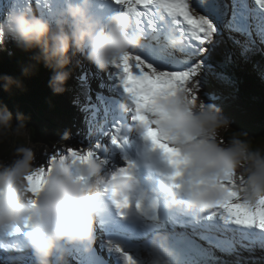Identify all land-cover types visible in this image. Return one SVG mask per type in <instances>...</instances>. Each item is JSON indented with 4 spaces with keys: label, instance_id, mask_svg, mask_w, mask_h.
I'll return each instance as SVG.
<instances>
[{
    "label": "clouds",
    "instance_id": "obj_1",
    "mask_svg": "<svg viewBox=\"0 0 264 264\" xmlns=\"http://www.w3.org/2000/svg\"><path fill=\"white\" fill-rule=\"evenodd\" d=\"M93 4L94 0H60L50 17L28 3L13 7L0 20V48L11 36L25 50L37 49L34 59L54 71L49 86L61 94L70 75L65 69L75 55H83L103 70L141 47L143 35L136 31L132 15L122 9L101 17ZM171 36L179 41L174 30ZM28 73L25 69L24 74ZM0 79L5 91L22 87L10 76ZM156 108L163 126L179 137L173 147L187 160L181 178L171 179L170 172L167 180L159 182L166 206L210 209L224 195L221 185L226 183V172L235 174L243 198L264 197V146L253 147L251 138L237 131L221 142L220 133L230 128V122L220 108L187 92L159 99ZM29 129L22 113H17L14 123L12 112L0 105V142L9 136H25ZM140 130L139 124L128 129ZM34 161L33 148L24 145L15 148L10 162L0 161V232L27 223L24 239L37 264H52L54 253L65 242L85 244L86 250L92 247L98 197L107 195L114 204L113 190L117 198L129 202H142L150 195L131 167L127 172H105V160L95 154L74 159L64 153L51 162L42 190L33 195L27 177L36 171ZM167 240L165 233L158 232L150 241L155 264H171L166 259L172 255Z\"/></svg>",
    "mask_w": 264,
    "mask_h": 264
},
{
    "label": "snow or ice",
    "instance_id": "obj_2",
    "mask_svg": "<svg viewBox=\"0 0 264 264\" xmlns=\"http://www.w3.org/2000/svg\"><path fill=\"white\" fill-rule=\"evenodd\" d=\"M114 3L134 17L135 29L143 35L141 46L146 51L167 54L177 63L176 67L169 68L153 62L147 55L132 52L124 54L112 64L118 70L120 86L132 101V119L143 129L144 138L151 141L152 148L162 151L172 170L170 178L177 180L181 178L187 160L173 147L179 142V137L163 126L156 108L157 101L180 92L199 97V82L194 77L200 72L202 63L198 61L189 69H183L178 64L185 49L203 53L206 51L205 45L212 42L218 27L210 16L223 21L224 31L241 47L242 54L259 50L260 45H264V0H195V5L193 0H114ZM173 30L179 36L178 42L172 40ZM110 138L112 144L119 146L120 129L114 126ZM99 148L100 143L97 142L95 149ZM63 153L74 159L93 154L100 158L93 149L67 147ZM59 154V151L51 154L46 166L40 164L27 177L33 195H38L42 190L51 162ZM120 171L127 172L128 167ZM224 179L226 183L221 185L224 195L210 208L206 219L219 218L225 227L239 233L242 236L239 247L244 251L264 250V197L254 200L243 198L242 190L236 186L234 173L226 172ZM177 187L182 185L177 184ZM112 199L119 210L130 207L127 198H117L114 190ZM136 207L142 210L139 202ZM27 227V223L13 225L0 234L6 237L23 234ZM108 244L110 250L123 256L125 264H136L133 257L119 245H112L110 241ZM0 252L23 253L24 249L16 244L4 243L0 244ZM26 259L25 255L0 256V260L19 264H24Z\"/></svg>",
    "mask_w": 264,
    "mask_h": 264
},
{
    "label": "trees",
    "instance_id": "obj_3",
    "mask_svg": "<svg viewBox=\"0 0 264 264\" xmlns=\"http://www.w3.org/2000/svg\"><path fill=\"white\" fill-rule=\"evenodd\" d=\"M209 18L215 21V18ZM249 53L242 54L241 49L220 36L208 55L214 68H207L205 73L212 75L208 78L211 81L208 87L218 96L215 105L222 110H233L230 113L234 125L223 134L222 141L227 142L237 131L246 133L253 147H260L264 146V57H254ZM37 54V49L25 50L11 36L5 38L4 46L0 48V78L10 76L22 84V87L13 86L11 91H5L0 79V105H6L12 112L14 123L17 113H22L26 126L30 128L24 142H18L17 136H9L0 142V161L9 162L14 148L19 145L33 147L50 142L60 148L64 144V138L57 129L60 121L76 124L81 118L78 107L72 106L75 101L71 92L69 97L65 94L69 89L67 81L64 85L66 91L55 94L49 86L54 71L37 62L34 59ZM25 69L29 70L28 75L24 74ZM65 70L73 78L80 74L79 67L73 63ZM13 143H16L14 148ZM234 253L237 254L236 251ZM198 254L201 264H264V258L226 262L211 260L206 252ZM237 255L242 259L241 251L238 250Z\"/></svg>",
    "mask_w": 264,
    "mask_h": 264
},
{
    "label": "rangeland",
    "instance_id": "obj_4",
    "mask_svg": "<svg viewBox=\"0 0 264 264\" xmlns=\"http://www.w3.org/2000/svg\"><path fill=\"white\" fill-rule=\"evenodd\" d=\"M0 1H1L0 2V11L3 10V8H4V11L0 12L2 15V19L4 18L5 14L10 9H12L13 7H20L24 3H28L30 6L36 7L41 12V14L45 15L46 17H50L51 12L54 11L55 8L60 6V0H19V1L18 0H11L12 3L10 2V4H9V0H6V2H2V0H0ZM33 1H36V2H34V4H33ZM102 1L104 3H106L107 6L109 5V3L115 5L114 0H108V1L102 0ZM193 3L195 5V0H193ZM110 9L111 8L108 7V9H105L104 11L109 12ZM94 12H96V11H94ZM214 39H217L216 34L213 37V40ZM241 39H243V38L241 37ZM208 47H209V43L205 45L206 51L208 50ZM206 51L203 53H193L191 51V49H185L184 53L182 54V58L178 64V66L183 68V69L191 68V66H192L191 64L184 65L186 63L187 58L189 57L188 60H191L194 62H198V61L201 62L202 57H205ZM143 54L147 55L153 62L158 63L162 66H166L169 68H171L172 65L177 66L176 61L173 60L171 57H169L167 54L150 52V51H146V50H144ZM72 59L74 60L75 58L73 57ZM93 65H94V63H93ZM89 68H90V66L88 67V70H89ZM113 74L115 76L114 70H113L112 75ZM105 76L108 78V74ZM211 76L212 75H207V74L201 75V70H200V72L194 77V80L199 82V89H200L199 90V98L208 104H210L209 102H211V100L214 98V92H211V90L208 89V84H209L208 82H211L210 79H208V78H210ZM84 82L88 83L87 81H84ZM91 82H92V84H96V82H94L93 80H91ZM97 88L99 89V83L97 84ZM91 89H92V87H91ZM65 91H66V89H65ZM93 93L96 94L95 91ZM93 93L90 95V97L93 100V108L95 109V111H94L95 114H94V116H92V118H94L96 120V125L92 126V127L89 126V128L79 129L78 127H75L71 122L60 121L59 130L63 134L68 133V139H66L67 143H66V147L64 148V150H66L67 147L81 148V149H93V150L98 152L99 157H103L106 159V157L102 156L106 152V151H104V148L109 149L108 147H110V146L106 147V145L109 144L108 140L110 139V136H111V133L113 131L115 124H116L117 128H119L121 131V127H118V126H120V123H119L120 121L117 122V119H119V116L116 118L117 114H115L112 111L113 108L111 107V103L114 102L115 96L109 95V93L107 92V89L105 90V93H106L105 94V98H106L105 103L108 104V108H107L105 106L106 104H100L98 102V100H100V99L97 96H96L97 98L93 97V95H94ZM65 94H66V96L70 95L68 93V91ZM77 96L79 97L80 95L77 94ZM81 98H83V96H81ZM85 99L87 100L88 98L86 97ZM119 106H121V105H119ZM73 107H75V106L73 105ZM122 107L124 108V110L126 109V106H122ZM114 110H117V107ZM126 110L127 111L126 112L124 111V112L127 113V116L129 117L131 115V113H129L128 109H126ZM220 110H221L222 114L229 120L230 128H232V126H233V120L232 119L233 118H232L231 113L233 112V110L232 111H230V110L226 111V110H222V108H220ZM110 113L113 115V117L110 115ZM124 119H125V117H124ZM112 121H113V123H112ZM130 125H132V124L130 123ZM83 127H88V126H86V124H85V126H83ZM226 131L227 130L222 131L220 133V140H221V137L223 136L224 132H226ZM26 137H27V135L18 137V142H24ZM97 142L100 143L99 149H95V145L97 144ZM128 142L131 144L132 139L129 138ZM63 145H65V144H63ZM103 145H105V146H103ZM12 147L13 148L16 147V143H13ZM32 148H33V151L35 154L34 165L36 167H38L40 164H44L46 166L47 162H48V158L51 154H53L57 151L63 153V151H64V150L63 151L57 150L55 147L51 146L50 142H42V143H40V145L33 146ZM12 156L10 157L9 162L11 161ZM105 167L109 168V162L105 161L104 168ZM192 238H198V237L192 236ZM211 242L208 241L207 245L212 244V246H213V245H215L214 243H217V242H212V243ZM168 244L171 245L170 243H168ZM172 245H174V244H172ZM64 246H65V248H68L69 251L76 252L77 257L79 256V253H81L80 252L81 250L78 251V249H80V248L77 247L76 245L69 244V245H64ZM175 246L179 247L180 252H178V255H176V256L171 255L170 257H167L166 259H169L171 261V264H192V261L190 260L189 256L186 257V254L188 255L187 248H186V250L184 249V247H186V246L184 244H182L180 246L174 245L173 247H175ZM208 246H211V245H208ZM60 247L64 250L63 246H60ZM74 249H76V250H74ZM30 250L33 251L31 248H30ZM143 250L144 251H141L140 254H141V256H143V255H145V256H144V258L141 259V264H155V261L157 258L154 256V253H152L151 248L143 249ZM83 251H86V250L83 249ZM260 251H263L262 253L264 254V250H260ZM211 253H213V252L211 251ZM31 254L25 255L27 257V259L25 260L24 264H29L31 259L34 257ZM60 257L61 256L56 251L53 255V258H52V264H58ZM77 257H74V255H72V257H71L72 263L87 264V261L85 259H84V262H81V258L80 257L77 258ZM74 258L77 259L76 262L74 261ZM7 264H10V263L7 262ZM12 264H19V263L15 262Z\"/></svg>",
    "mask_w": 264,
    "mask_h": 264
},
{
    "label": "bare ground",
    "instance_id": "obj_5",
    "mask_svg": "<svg viewBox=\"0 0 264 264\" xmlns=\"http://www.w3.org/2000/svg\"><path fill=\"white\" fill-rule=\"evenodd\" d=\"M2 2H6V0H2ZM10 2L12 3L11 0H9V4H10ZM34 2H36V1H33V4H34ZM110 6H111V4H110ZM110 6L109 5L107 6V4L104 3L102 0H94L93 11H96L95 13L98 16H101V17L107 16V15L111 14L112 12H114L112 9H110L111 11L109 10V12L104 11L105 9H108V7L110 8ZM78 55L80 57H82V58H85L81 54H78ZM188 59H189V57L187 58L186 61L187 62H190L191 60H188ZM89 66H90V68L88 70V67ZM113 68L116 69L115 67H113ZM85 73L86 74H89V76H90L89 77L90 78L89 81L90 82H91V80H93L94 82H96V84H92V82L90 83L92 85V87L94 88V89H91V86L89 85V83H85L84 82V81H87L86 79H82L81 80L84 83V85L87 86L88 90L91 91L90 93H93L95 91V93L97 95L93 93L94 94L93 97H96L97 96L101 101L106 102V98H105V94H106L105 93V90L106 89H107V92L109 93V95H114L115 96L114 97V102L111 103V107L113 108L112 111L115 114H117L116 115V118L118 116L123 117L122 119H120V118L117 119V122L118 121L121 122L120 126H123V129L122 130H123L124 133L127 132V135H129L130 132L133 133V134H135V131H128L127 130V129L132 128L133 126H135V123L133 122L134 120L132 119V116L130 115L128 117V116L125 115L126 114L125 112L127 111L126 109H128V111L130 113L129 106L131 105V102H130L131 99L128 96H127V99H126L125 97H123L121 95V93H120V95H118L119 87L118 86H115L116 79L112 75V73H113L112 68L109 66V67H106L105 69L101 70V69L97 68V66L95 64L93 65V63L91 61L87 60L86 68H85ZM107 74H108V78L105 76ZM77 78L80 79V77H77ZM98 83H99V89L97 88V84ZM117 105L118 106L121 105V106L118 107ZM122 106H126V109L124 110V108ZM107 107H108V104H107ZM116 107H117V110H114ZM121 111H123V113ZM110 115L113 117V115L111 113H110ZM124 117H125V119H124ZM112 123H113V121H112ZM130 123L132 125H130ZM84 124L85 123H83L82 125H79L78 128L79 129H83V128H89V126L92 127V126H95L96 125V123H90V124L87 123L86 126H88V127H83ZM121 140H122V138L120 139V141ZM126 140L129 141V139H126ZM108 143H110V144L107 145V146H110V147H108L109 149H106V148H104V149H106V152H107V154H109V156L110 155H114L115 156L116 155L115 154V152H116V145H114V144L111 143V138L108 140ZM133 143L134 142L132 140L131 146L132 147L134 146V148H135V144H133ZM112 145H113V148H112ZM129 145H130V143L127 142V146H129ZM103 146H105V145H103ZM107 154H105V155L103 154L102 156L109 157ZM100 158L104 159L105 161L107 160V159H105L103 157H100ZM115 166L116 165H114V167ZM106 169L104 170L105 172L109 171L108 168H106ZM101 222H102L103 225L106 224L107 223L106 222V218L100 219V217L97 216L96 224H95V243L92 245V247L89 250H86L87 249V246L85 244H81V243H71V244L72 245H76L77 247L80 248V250L85 249L87 251V253H88V259L86 261H87L88 264H119V261H121V260L123 261V259H120L121 255L119 253H116L114 250H110V247H109V244H108V242L110 240H108L107 236L105 235V231L100 226ZM222 224H221L220 228L223 227ZM167 229H168V234L170 235V237L173 238V239H175V240H176V235L179 236L180 233H182L181 226L173 225V226L168 227ZM222 230L225 233V237H227L226 236L227 235L226 230L224 228H222ZM227 230L237 233L234 229H227ZM20 235H22V234H20ZM207 236L211 240H213V241L219 242V241L223 240V237L222 236H220V235H218L217 233H214V232L213 233L212 232L211 233H208ZM187 238L188 239H193L192 236H187ZM178 243H181V242L178 241ZM14 244L19 245L22 249H24V252L23 253H20V255H28V254H31L33 252V251L30 250L31 247L28 245L27 241L24 240V237L21 238V239L16 240V242ZM112 245H116V244L112 243ZM203 249H205V247H203ZM11 255H13V254H11ZM31 255H34V253H32ZM80 255H81L80 258H82V254H80ZM7 256H9V255H7ZM3 257H6V256H3ZM67 259L69 260V262L71 261V257H70V259L69 258H67ZM3 261L0 260V263H3ZM74 261H76L75 258H74ZM29 264H33L32 261H30Z\"/></svg>",
    "mask_w": 264,
    "mask_h": 264
},
{
    "label": "water",
    "instance_id": "obj_6",
    "mask_svg": "<svg viewBox=\"0 0 264 264\" xmlns=\"http://www.w3.org/2000/svg\"><path fill=\"white\" fill-rule=\"evenodd\" d=\"M57 129L59 130V127H58ZM60 129H61V128H60ZM59 132H60L61 135H64L60 130H59Z\"/></svg>",
    "mask_w": 264,
    "mask_h": 264
}]
</instances>
